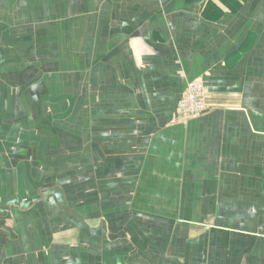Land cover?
<instances>
[{
    "label": "crops",
    "instance_id": "obj_1",
    "mask_svg": "<svg viewBox=\"0 0 264 264\" xmlns=\"http://www.w3.org/2000/svg\"><path fill=\"white\" fill-rule=\"evenodd\" d=\"M0 264H264V0H0Z\"/></svg>",
    "mask_w": 264,
    "mask_h": 264
},
{
    "label": "built area",
    "instance_id": "obj_2",
    "mask_svg": "<svg viewBox=\"0 0 264 264\" xmlns=\"http://www.w3.org/2000/svg\"><path fill=\"white\" fill-rule=\"evenodd\" d=\"M208 90L204 80L192 81L188 84L180 103L175 123H187L190 119L201 116L209 110Z\"/></svg>",
    "mask_w": 264,
    "mask_h": 264
},
{
    "label": "trees",
    "instance_id": "obj_3",
    "mask_svg": "<svg viewBox=\"0 0 264 264\" xmlns=\"http://www.w3.org/2000/svg\"><path fill=\"white\" fill-rule=\"evenodd\" d=\"M223 2H225L226 4L227 3H230V0H222ZM234 1H237V0H234ZM214 6V5H213ZM215 7V6H214Z\"/></svg>",
    "mask_w": 264,
    "mask_h": 264
}]
</instances>
